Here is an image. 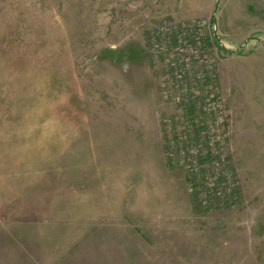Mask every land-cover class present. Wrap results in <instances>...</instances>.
Wrapping results in <instances>:
<instances>
[{
    "label": "rangeland",
    "instance_id": "rangeland-1",
    "mask_svg": "<svg viewBox=\"0 0 264 264\" xmlns=\"http://www.w3.org/2000/svg\"><path fill=\"white\" fill-rule=\"evenodd\" d=\"M0 264H264V0H0Z\"/></svg>",
    "mask_w": 264,
    "mask_h": 264
}]
</instances>
